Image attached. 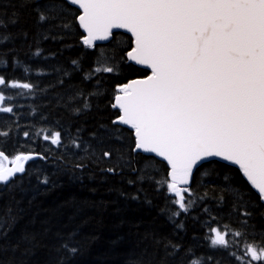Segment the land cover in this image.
I'll return each instance as SVG.
<instances>
[{
  "label": "snow or ice",
  "instance_id": "obj_1",
  "mask_svg": "<svg viewBox=\"0 0 264 264\" xmlns=\"http://www.w3.org/2000/svg\"><path fill=\"white\" fill-rule=\"evenodd\" d=\"M27 5L38 29L27 57L48 69L34 68L12 49L0 57L7 66L12 55L14 70L37 77L0 74V116L6 117L0 139L20 135V99L51 91L57 110L76 119L92 110L93 101L97 107L105 101L107 124L87 139L82 127L49 121L39 107L31 108L39 119L22 135L79 157L76 169L88 166L84 160L103 162V174L131 173L135 179L128 184L147 182L163 192L176 237L163 246L177 264H218L202 246L224 250L232 264H264V228L255 224L264 221V0H24L21 6ZM0 28L6 29L3 21ZM68 35L84 51L67 64H49L57 53L46 55L40 42H62ZM13 41L0 32V47ZM42 77L51 78L43 88ZM36 159L48 157L19 151L10 158L0 150V185H14L17 178L22 183L27 162ZM35 178L38 185L50 183L42 172ZM210 203L216 211L227 208L239 227L221 228ZM187 217L206 231L186 244L180 234ZM16 221L11 210L0 217V253L15 257L23 246L21 256H27L37 234L24 231L13 239ZM48 223L41 227L56 241L55 256L43 264H77V230L52 233Z\"/></svg>",
  "mask_w": 264,
  "mask_h": 264
},
{
  "label": "trees",
  "instance_id": "obj_2",
  "mask_svg": "<svg viewBox=\"0 0 264 264\" xmlns=\"http://www.w3.org/2000/svg\"><path fill=\"white\" fill-rule=\"evenodd\" d=\"M23 2L24 0H0V21L6 25V29L0 28V32L7 31L14 37L12 43L0 47V57L12 49L20 60L32 64L34 68L41 64L47 70L48 65L42 61L28 60L29 45L35 49L38 29L31 6L22 7ZM11 20L16 23H11ZM24 32L28 33L26 40ZM67 45L73 47L68 48ZM39 46L46 55L50 52L57 53L56 59L50 60L49 64H67L70 58L78 57L84 51L77 45L74 35L66 36L62 42L41 41ZM88 60L90 57H86L85 63ZM5 73L21 78L31 75L33 79H37L35 71L24 74L22 68L14 70L12 55L7 58V66L0 62V74ZM50 79L39 78L41 87H45ZM106 79L108 83L105 88L111 83L110 78ZM52 95L50 91L47 96L38 93L36 98L20 99V135H13L7 141L0 139V150L10 158L19 151L44 154L48 157L46 161H29L22 183L17 178L14 185H0V217H6L9 210L17 217L12 238H18L24 231L37 234L36 246L29 255L21 256L22 246L21 252H17L15 257L11 252L0 253V260L10 262L15 259L17 264L21 260L24 264H43L54 257L53 245L56 241L52 234L45 235L41 227V222L47 221L52 233L60 230L67 234L77 230V239L82 242V254L77 258V264H177V261L166 257L163 246L165 239L176 238L173 226L168 220L163 192H157L154 185L147 182L143 185L128 184L129 179H135L131 173L126 172L123 176L103 174L101 168L107 166L103 162L97 165L84 160L88 166L83 170L76 169L74 164L80 158L73 157L65 149H58L35 137L25 140L22 131L39 119L38 116L30 114L33 107H39V111L47 115L49 121L58 119L65 127L79 125L84 129L85 139L91 131L99 130L100 124H107L109 113L104 108L105 101H100L99 107L93 101L92 110L76 119L67 112L58 111ZM5 118L0 116V120ZM71 131L75 134V127ZM37 172L49 177L48 186L37 184ZM211 195L212 191L209 190V196ZM132 196L139 198L133 200ZM208 207L213 208L212 214L219 220L221 228L225 224L232 230L239 227L236 219L228 215L227 208L216 211L211 203ZM185 219L187 229L180 235L187 244L192 242L193 236L199 239L206 229L201 230L191 217ZM255 224L257 229L264 228V221L259 218L255 220ZM199 242L201 245L205 244L202 239ZM200 250L211 255L218 264H232L224 250H212L206 246H202Z\"/></svg>",
  "mask_w": 264,
  "mask_h": 264
},
{
  "label": "water",
  "instance_id": "obj_3",
  "mask_svg": "<svg viewBox=\"0 0 264 264\" xmlns=\"http://www.w3.org/2000/svg\"><path fill=\"white\" fill-rule=\"evenodd\" d=\"M9 165L8 164H6V167H8ZM235 167V166H234Z\"/></svg>",
  "mask_w": 264,
  "mask_h": 264
},
{
  "label": "bare ground",
  "instance_id": "obj_4",
  "mask_svg": "<svg viewBox=\"0 0 264 264\" xmlns=\"http://www.w3.org/2000/svg\"><path fill=\"white\" fill-rule=\"evenodd\" d=\"M27 166V165H26Z\"/></svg>",
  "mask_w": 264,
  "mask_h": 264
}]
</instances>
